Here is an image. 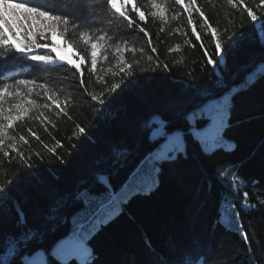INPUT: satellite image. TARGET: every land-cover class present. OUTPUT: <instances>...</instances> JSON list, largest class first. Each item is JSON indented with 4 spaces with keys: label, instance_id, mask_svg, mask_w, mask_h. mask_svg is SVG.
<instances>
[{
    "label": "trees",
    "instance_id": "trees-1",
    "mask_svg": "<svg viewBox=\"0 0 264 264\" xmlns=\"http://www.w3.org/2000/svg\"><path fill=\"white\" fill-rule=\"evenodd\" d=\"M132 1L114 0L121 18L108 0H41L69 17L62 39L79 69L59 61V48L36 50L51 65L0 58V87L36 81L31 94L21 86L35 104L9 129L16 148L6 138L0 150V256L32 234L26 254L60 264L51 249L70 235L91 260L85 251L67 264H264V0H156L157 10ZM81 32L104 36L95 70ZM241 85L231 106L252 99L205 151L195 133L209 121L203 106ZM157 117L183 132L186 154L163 159L151 138Z\"/></svg>",
    "mask_w": 264,
    "mask_h": 264
},
{
    "label": "snow or ice",
    "instance_id": "snow-or-ice-1",
    "mask_svg": "<svg viewBox=\"0 0 264 264\" xmlns=\"http://www.w3.org/2000/svg\"><path fill=\"white\" fill-rule=\"evenodd\" d=\"M176 2L180 3L181 0H176ZM194 2L195 0H193V3ZM228 3L231 4L232 0H228ZM108 4L112 9H116L121 18H126L127 12L117 9L114 0H108ZM152 7L154 9H160V5L156 3V0H153ZM189 7H191V4H189ZM16 9H23V12L17 13ZM134 10L139 12V8ZM9 11L11 12L12 20H9L8 18ZM153 15H156V13L154 12ZM160 15H163L162 11L160 12ZM248 15L253 22H257V15L253 14L251 11L248 12ZM139 19L141 21L145 19L143 12H140ZM13 21L15 26L20 28L21 34L13 35L9 38L6 35L5 29L10 33L14 32ZM69 23L70 20L68 16L53 14V10L49 9L46 4L41 3V0H0V58L12 57L20 54L33 62L42 63L44 65L55 63L54 58L50 54L41 55L38 54L36 50L41 48L48 49L50 47L52 52H57L60 46L55 43L49 45L47 39L53 32L60 35L61 38H66ZM129 23H131V21H129ZM189 23H191V20H189ZM72 27L75 28L76 25L73 24ZM141 31H143V29H141ZM193 31H195V29H193ZM215 34V29H213V35ZM39 37H44L45 42H39ZM80 37L85 44H90L91 68L92 70H95L98 63V51L104 49V45L99 41L104 40V36H100L99 40L95 42H93L92 37L85 32H81ZM262 38H264V34H262ZM197 39H200L199 34H197ZM201 46L203 47V45ZM215 49L216 54L220 55L221 42L219 39L216 40ZM153 51H155V49H153ZM205 55H208V53L205 52ZM222 58L223 57L221 56V59ZM58 59L59 61L66 60L67 64H75L77 69L80 68V64H76L73 59L66 58L65 56H59ZM80 59L81 62L84 61L83 55H81ZM122 60L123 56H121V61ZM207 62L209 64L215 63L212 59H209ZM120 71H124L123 67H121ZM7 78L11 79L10 76ZM3 80L4 77H0V82H3ZM252 82L254 83V81ZM35 85V80L17 79L14 84L4 82L3 86L0 87V150L4 149L6 138L13 140V143L9 144L8 147L13 150L16 148L15 137H9V129L12 128L14 121L20 120L27 115L31 107L35 104V101L32 99H28L26 102L23 100L21 86L27 88L28 94H31L33 91L32 86ZM38 87L44 89L45 92H49V89L45 84H39ZM118 87V84H112L110 90H115ZM243 87H246V85L234 87L230 92L224 94L219 99H209L204 105V108L208 111L206 118L212 121L210 127L213 125L216 126L217 135L228 126L227 119L232 97ZM37 95H39V93H37ZM9 97L19 98V100L18 102L11 104L6 110L4 105ZM91 98L93 100L98 99L96 95H92ZM47 99L56 104L57 108H60L54 91L50 92ZM44 107L47 108L49 105L45 104ZM60 111H63V109L61 108ZM40 115L43 116L44 113L41 112ZM3 121H7V123H4ZM152 123L159 125V127L153 130L151 138L153 140L157 137L160 138V143L157 145L156 150L162 151L163 159L175 160L177 158V153L186 154V144L183 132L180 130L168 132L167 123L160 120L158 117L154 118ZM79 131L82 133L84 129L80 128ZM19 139L25 144L28 143L24 136H20ZM49 150L54 151V149ZM205 151H208V149L205 148ZM4 155L7 156L8 152L4 151ZM104 223L106 224L107 221ZM82 229L83 226H81V230ZM88 238L89 237L87 236L85 237V239ZM31 239H33L32 234H29L20 240H10L5 254L0 256V264H12L13 261H15L16 264H35L34 258H30L25 252L26 245ZM85 251L88 252L89 260H91V249L87 248L83 242L69 245L66 248H61L60 246L54 247L52 249V256L54 260L60 261V264H67L66 260L61 259L62 257L71 259L74 256L83 255ZM40 254L41 253H37L36 255Z\"/></svg>",
    "mask_w": 264,
    "mask_h": 264
},
{
    "label": "rangeland",
    "instance_id": "rangeland-1",
    "mask_svg": "<svg viewBox=\"0 0 264 264\" xmlns=\"http://www.w3.org/2000/svg\"><path fill=\"white\" fill-rule=\"evenodd\" d=\"M132 2V5H133V1L131 0ZM153 2H151V5H152ZM152 10H157V9H154L152 7ZM17 13H22L23 12V9H16ZM140 10L138 12V14H140ZM8 18L9 20H12V16H11V12L9 11L8 13ZM13 28H14V32L10 33L8 32L7 29H5L6 31V35L11 38L13 35H20L21 34V30L19 27L15 26V23L13 21ZM92 39H93V42L97 41L98 38L96 37V35H93L92 36ZM49 40L52 42V43H55L56 45H59V49H60V54L63 55V56H70L71 53H75V50L71 47V45L69 43H66L60 35H58L57 33L53 32L49 35ZM85 49H86V52L88 54V56L90 57L89 59L91 60V47H90V44H85ZM98 54H99V51H98ZM80 59V58H79ZM80 62H81V59H80ZM85 62V60L83 61ZM81 62V63H83ZM15 82V81H14ZM14 82H10L9 84H14ZM22 93V98L23 100L26 102L29 97L28 95H26V93ZM222 97V96H221ZM252 96H249V97H239V98H236L232 104V106L230 107L229 109V113H232L233 111H236L240 106L246 104V102H248ZM217 99V98H216ZM19 98H13V97H9L6 102H5V109L7 110L11 104H14L16 102H18ZM203 110L208 114V111L204 108L203 106ZM4 123H7V121H3ZM212 124V121H208L207 124L205 126H203L202 128L198 129V131H195L196 135L198 137L201 138V141H202V148H210L212 146H214L215 144L218 143H221L222 141H220V136L217 135V129H216V126L213 125L212 127H210V125ZM220 134V133H219ZM159 152H162V151H159ZM70 235H66L65 237L59 239L55 245L52 247V249L54 247H57V246H60L61 248H66L68 247L69 245H72V244H79V241L76 239V238H73V239H70ZM51 249V250H52ZM37 253H41L40 255H36ZM30 258H34V261H35V264H46L45 262V259H44V253L43 251L41 250H38L36 252H34L33 254L31 255H28Z\"/></svg>",
    "mask_w": 264,
    "mask_h": 264
}]
</instances>
